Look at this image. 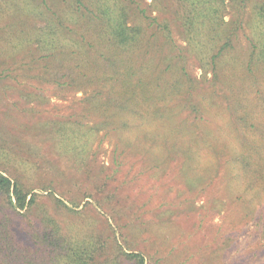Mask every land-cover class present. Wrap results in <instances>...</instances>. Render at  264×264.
Wrapping results in <instances>:
<instances>
[{"label":"trees","instance_id":"16d2710c","mask_svg":"<svg viewBox=\"0 0 264 264\" xmlns=\"http://www.w3.org/2000/svg\"><path fill=\"white\" fill-rule=\"evenodd\" d=\"M143 1L40 0L31 14L44 23L19 31L20 47L36 42L50 70L38 76L59 94L81 93L80 110L8 136L25 143L29 131L37 140L25 147L0 142V264H173L140 239L157 222L128 217L125 205L107 210L119 188L86 193L84 207L94 201L101 215H84L82 195L58 197V180L37 178L47 164L63 174L53 163L61 158L104 189L110 176L90 156L101 131L117 167L135 157L152 175L176 168L172 177L200 192L218 178L210 209L226 208L240 232L250 229L255 247L244 261L264 264V0ZM236 238L227 233L220 252H243Z\"/></svg>","mask_w":264,"mask_h":264},{"label":"rangeland","instance_id":"374dc122","mask_svg":"<svg viewBox=\"0 0 264 264\" xmlns=\"http://www.w3.org/2000/svg\"><path fill=\"white\" fill-rule=\"evenodd\" d=\"M150 1L144 0L142 5L148 6ZM48 2L58 3L59 0ZM5 3L6 0H0V139H5L0 142L19 149L18 147H25L28 141L37 139L26 131L25 143H22L17 139L11 140L8 137L10 134L16 137L17 130L24 126L39 121L60 119L78 112L80 104L77 100L81 93L78 92L76 98L65 93L59 94L61 91L56 88V84L47 82L43 76H38L45 75V72L50 70L45 67L44 61L36 59L37 43L31 47L29 44L20 47L16 39L25 23L28 28L30 24L44 23V18L36 19L31 14L33 6L40 5V0H9L10 6ZM151 14L157 15L155 10ZM29 30L26 29L27 32ZM13 44H16V47ZM189 69L199 78L201 71L192 61L189 62ZM32 93H36L37 96H30ZM92 150L90 156L94 167L97 169L103 166V171L110 176L104 189L94 188L95 183H90L96 180L95 174L90 175L89 181L82 175L77 176L73 170L66 167V161L61 158L54 160L53 163L61 167L63 174L49 170L47 164L40 170L37 178L42 180L44 177H53L58 180L60 186H56L54 190L58 197L68 200L74 192L80 197L82 195L79 208L83 209L84 215L93 213L101 215L100 209L93 206L94 201L84 207L87 200H92L85 197L86 193L96 189L103 194L115 187L119 188L121 198L119 200L113 198L107 210L112 212L114 208L116 211V205H119L118 209L121 207L124 209L125 205L128 217L130 213H134L142 217L143 223L149 220L157 222L158 227L150 234L144 233L140 239L144 241L149 237L148 243L144 246L145 251L150 253L159 249L157 255L173 264L185 260L186 263L200 264V261L203 263L209 259L210 254L216 253L217 257L208 264H249L244 261L243 256L247 254V250L255 247V240L248 237L250 229L240 232L239 225L232 224V216L228 209L223 208L219 212L217 209H210L209 200L221 195L218 178L209 184L207 190L200 192L195 191L192 186H187L181 177H172L173 174H177L176 168L171 174L167 170L152 175L149 169L145 168L143 171L144 166L136 161L135 157L117 167L111 159V138L105 135L104 131L99 132ZM42 160L45 159L37 158L38 162ZM62 160L65 168L62 167ZM48 191L41 192L47 194ZM125 212L123 210L120 213L125 216ZM13 217L17 218L16 215ZM163 221L170 223L166 226ZM227 233L237 235V244H240L239 247L243 251L231 258L226 256L225 252H220ZM175 254L177 256L174 258ZM260 261L262 260L257 259L251 263L258 264ZM122 264L131 263L123 260ZM146 264H152V261L147 260Z\"/></svg>","mask_w":264,"mask_h":264}]
</instances>
